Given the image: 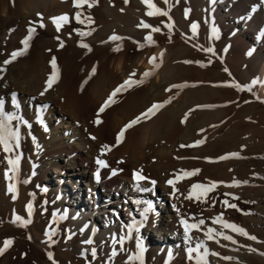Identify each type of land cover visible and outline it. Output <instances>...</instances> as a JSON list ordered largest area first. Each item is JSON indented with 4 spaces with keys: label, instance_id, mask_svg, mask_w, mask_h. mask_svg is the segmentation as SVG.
Listing matches in <instances>:
<instances>
[{
    "label": "bare ground",
    "instance_id": "6f19581e",
    "mask_svg": "<svg viewBox=\"0 0 264 264\" xmlns=\"http://www.w3.org/2000/svg\"><path fill=\"white\" fill-rule=\"evenodd\" d=\"M174 1L180 4L185 3V9L190 10L187 17H191L194 13L196 14L195 22L198 23L199 28L202 27V29L208 31L213 51L217 42L220 39L223 40L222 51L226 54V62L234 60L231 65L232 68L228 67L230 72L228 77L233 69H237V72L239 70L241 73V77L249 79L247 83L233 80L232 82L240 84L241 87L247 85L248 89L253 90L261 100H264V34H262L264 32V0ZM152 2L157 6L156 0H152ZM86 4H91L92 8L95 7L97 9L100 4L113 6L114 12L112 11L113 13L110 16L112 17L110 25L113 27V32L112 34L104 33L90 38V41L95 40L102 48L98 66L90 76L88 86L80 98L76 97V90L71 85V89L67 88L68 85L67 87H61L62 91L58 93L60 94V101L55 112L58 116H56V123L53 127H50L49 123H47L42 125V129L33 127L32 130L28 131L24 128V124H20V151L23 158V171L27 177L31 174V180L22 181L18 199L15 202L13 201V211L9 218L12 221L11 226L20 225L19 222L13 223L14 214L17 213L16 208L21 207L22 200L26 198V195H29L31 204L29 220L31 222L23 227L29 231V236L40 245L42 251L47 255L49 252L52 253V259L58 260L60 258L65 264H68L71 260H75L76 264H80L84 260L76 258L73 250L86 256L83 264H113L109 261V251L113 247L112 236L116 234L119 237L125 234L127 229L124 226L131 223L133 219L142 222V226L137 224V227H139L138 235L142 240L140 233L143 230L152 232V235H155L156 239L159 240V243H156L154 237H150L147 241L145 240V243L143 240L144 246L151 247V249L153 247V250L160 257L159 259L165 257L171 264H188V259H179L177 253L180 249L184 251L188 247L196 248L201 242V247L203 248L209 243L215 242L214 246L218 243L221 244L222 249L227 251V254H224L225 256L223 257H232L235 260L240 255L238 254L240 253L238 246L220 238L215 232L213 233L214 239L209 241V243L207 239L202 241L201 238L196 236L192 242H190L191 239L186 241L185 237H180L178 233L177 224L180 217L174 209V202L171 199L172 192H170V186L167 184L171 173L167 179L164 175L162 164H157L156 159L166 154L168 156L172 154L173 158H170L176 161V153H179V147L170 140L174 136H178L181 131L180 137H184L185 142L189 141L195 128L199 127V123H203L200 119L204 113L195 114L193 111L195 109L201 111L206 108L204 106L207 104L196 103L198 102V97L205 94V88L199 87L195 83L192 84L190 81L180 83L174 81L178 54L176 53L174 58L172 56V62L170 60V47L166 46L161 50L160 46H157L161 39L160 34L168 27H159L153 24L152 18L157 15L148 16L146 13L151 9L142 0H128L127 3H125V0H88V3L82 4L80 8L74 7V0H0V13L6 12L5 20L15 22L23 18L35 28V34L29 42L26 54L23 56L26 59L24 60L26 62L23 63V65L25 64L24 67L11 68L10 77L13 84L11 86L13 90H11L20 93L18 98L20 107L16 108L11 103V100H8L5 104V111L11 114L17 112L20 114L18 116L27 117V121L30 123L29 114L27 116L23 115L26 114L27 109L36 100V97H38L37 100H40L39 96H36L41 91V87H39L41 84L38 82L41 81L44 70H48L45 67L43 70L41 65L38 64V60H35L37 52L40 50V45L47 47L44 40L39 45L38 37L45 28L54 34H58L61 30L62 34H65L62 38L65 44L69 41L76 43L77 41L75 42L74 40H79L77 35L80 33L77 30L85 28L89 23L87 18H83V15L89 12L90 15L95 16L93 12L91 14V9ZM117 9H123L122 13H117ZM76 12L81 13V19L85 21L83 24L76 20ZM62 14H67L70 26L73 27L72 29L62 26L59 31L56 30L51 18ZM141 21L148 23L151 27L147 29L138 27ZM172 21L174 22V19ZM41 23H43L44 27L40 26ZM152 28H159L160 31L154 32ZM212 28L217 29L218 37L212 34ZM73 29H75L76 33ZM113 34L122 37V39L109 40V37ZM149 34L155 43L145 40V36ZM5 39H7V36ZM8 40L10 41V39ZM18 41V38H12L13 44L17 45ZM103 41H106V43ZM178 44L181 45L183 43ZM187 45L189 46V43ZM188 46L186 49H189ZM117 47H119V50L114 51ZM185 47H183L184 51ZM180 49L182 50L181 47ZM161 53H163L166 61L168 60L163 66L161 65V57H163ZM153 56L156 57L155 63L158 67H154L153 64L149 63L150 57ZM211 61L213 62V60ZM210 65L212 66H207L209 69L215 66V64L209 63ZM14 69H16V72L21 71L25 77H23L24 80L21 79L23 86H16L18 75ZM187 69V67L186 69L184 67V70L188 71ZM145 71H150L152 74L144 78L143 73ZM132 73H135L132 79L140 80L143 78V83L134 84L127 90L119 92L114 97L116 102L110 104L104 112L99 113L101 123H95L100 106L117 86L128 79ZM211 74L210 76L216 78L217 75L213 71ZM42 82L44 83V80ZM173 85H186L184 87H176L182 91L181 97H177V93L174 91L175 88L172 87ZM58 90L61 89L58 88ZM4 91H0V95H5ZM242 91L237 89L238 95ZM50 99L51 97L48 100ZM165 101L170 102L164 103ZM247 102L244 105H240L244 112H253L254 108L258 107V104L251 99H247ZM153 103H162L163 107L150 116V121L143 123L145 118L142 117L137 124L128 128L124 132L121 142L117 144L116 137L120 130L131 120L145 112ZM19 109L21 110L19 111ZM185 114H187V119H185ZM45 115L48 116V113ZM14 123L16 127L17 122ZM45 126L47 131H45ZM168 126L171 128L169 132V134L171 133L169 135L171 138L167 136L170 139L166 141L171 143L160 141L159 145H155L157 139L163 135L164 128ZM31 133L33 134L30 139ZM33 137L35 140H33ZM22 138L23 141L21 142ZM206 139L208 140V138ZM11 143L14 142L12 141ZM104 145H108L109 150H102ZM1 146L0 151L3 150V146ZM1 152L5 154L4 150ZM183 158L191 163L192 157L190 155H185ZM98 159H103L107 166L100 167L97 164ZM134 171L140 172L149 178L148 181H140L139 183L141 188H147L150 191H140L134 186L136 183L133 180ZM52 172L56 175L55 177L50 174ZM97 174L99 179H97ZM83 179H86L85 185L87 188L85 186L82 187L80 184ZM151 181H156V183L153 185ZM2 187L4 188V185ZM45 188L47 191L42 190ZM82 194L86 195V200L89 203L92 195H94L93 198L99 204L92 206L87 202H82L80 200V195ZM6 196L5 191L1 189V203L6 200ZM135 201L151 202L152 211L147 214L146 219L140 213L147 207V204H136ZM5 207V205L0 206L1 215L7 212ZM261 209L262 211L260 212L264 213V208ZM53 212L56 213L55 218L52 215ZM65 212L67 213L66 217L63 220L58 219ZM122 212H128L129 214H127V217L126 215L123 217ZM51 219L54 221L53 224H51ZM86 224L88 228L81 232L80 229ZM6 225V227H10L9 224ZM57 225L66 227L67 234L71 237L68 245L72 249L64 250L65 252H61L59 249L60 252L58 251L57 254H54V249L43 243L51 241L50 236H46V233L48 234V231L56 228ZM209 227L216 229L218 225L211 223L207 225L206 229L208 230ZM92 228L97 230L95 234L92 233ZM136 235L137 233L134 231L133 238L126 240V243H129L128 246L132 247L133 251L137 250L135 246ZM89 237L92 238L93 244H84L83 241ZM205 237L207 238V236ZM18 241V238L13 237L12 247L15 244L18 245ZM63 245L65 243L61 242L60 246ZM94 245L100 251L99 254L103 259L102 261L91 263L90 251ZM115 247L118 249L119 245L116 244ZM5 251L1 254L0 264H30L32 262L29 256H27L28 258L26 257L24 262L19 259L14 261L12 260L13 258H10L13 252L10 251L9 247ZM34 255L38 257L37 260L40 259L38 264H50L46 259L43 260L44 258L37 248L31 256ZM210 264L221 263L213 259Z\"/></svg>",
    "mask_w": 264,
    "mask_h": 264
},
{
    "label": "rangeland",
    "instance_id": "374dc122",
    "mask_svg": "<svg viewBox=\"0 0 264 264\" xmlns=\"http://www.w3.org/2000/svg\"><path fill=\"white\" fill-rule=\"evenodd\" d=\"M156 2H157V7H159L163 11H167L168 15L167 16L157 15L156 16L157 18L156 17L152 18L153 24L159 27L161 26L167 27L168 24L172 25L171 29L169 28L164 29L163 33L160 34L161 39L159 44H157V46L158 47L160 46L161 50H163L166 46L170 47V51H171L170 60L172 62H173V58L176 56V53L178 54L177 63L175 66L174 81L179 83L190 81V83L192 82V84L195 83L198 84L199 87L205 88L204 90L205 94L200 95L197 100L198 102L196 103L198 104L204 103L213 106V107H206L204 110L201 111L197 109L193 111L195 114L199 112H203L204 114L202 118L200 117L201 119L199 118L200 121L203 123L202 124L199 123V127L197 126L198 128L197 127L195 128V131L192 133L191 138L189 140L190 142L189 141L185 142L184 137L182 136L180 137L182 133L181 131L179 132L178 136L176 135L177 137L174 136V138L170 140L172 143L174 142L173 144L175 145L177 144L179 147V153H176V159H177L176 161H173L170 158L172 157L171 156L172 154H169V156L166 154L160 157L161 159L160 158L156 159L157 164H162L164 175L166 176V178L171 173L169 179L168 178L167 179L168 180L171 179L175 182V189H176L175 192L173 185H169L170 192H172L171 199L174 202V206H175L174 209L176 212L177 209H179V212H177L179 217L180 218L183 217L184 219H187L189 223H195L200 219H203L205 221L204 225H201L199 229H193L189 233V236L192 237L190 242H192V240H195L194 239L195 236L201 238L202 241H205L207 239L205 237L206 236L205 233L207 232L206 229L207 225L211 223L214 224L213 221L215 217L220 216L221 214H222V219L224 221L238 225L239 227L243 228L245 232L248 233V236L241 235L237 232L232 231V229L224 228L222 224L215 223L216 226L218 225V227L216 228L218 230L217 232H221L224 233L225 235H230L233 237L235 243H233L232 240H226V241L230 243L232 242V244L237 245L238 251L240 252L238 254L240 255L237 256L235 260L223 259V256L227 254L226 253L227 251L222 249L221 244L218 243L219 245L216 244L215 247L214 246L215 242L213 241L214 243L210 244L209 241L212 240L207 239L210 245L206 244L204 248L205 247H207V249L209 248L208 249L209 255L207 256V260L209 264L213 259L219 261L221 264H264V255L261 254L264 253V213L260 212L262 211L261 208H264V100H261L253 90L244 88V86H242L244 90L239 95L235 87L229 86L233 83L232 80L235 82L237 81L240 83H247L249 79L241 77L242 75L239 72V70L237 72V69H233V70L231 69L232 73L228 77V74H230L228 67H231V65L234 63V60H232L233 62L232 61L226 62V54L222 51L224 45L222 39H220L219 42H217L213 53H208L203 50L208 46L211 47L209 33L206 29H202V27H200L197 31V35L193 36L190 25L193 21H196L195 20L196 14L194 13L191 17L185 18V3L182 4L175 3L176 1L174 0H168L167 4L165 3V0H156ZM88 5L89 4H86L87 7ZM88 8L91 9V14L93 13L95 14V16L90 15L89 12H86L87 14H85L92 18L91 19L92 23H88L85 26V28L83 29L80 28L77 31L78 32L90 31L91 35L81 36L78 33L79 36L77 35V37L79 38V40L78 39L74 40L75 42L77 41L76 43L74 42L72 43L69 41L70 43L66 42L65 44L64 39H62L65 34H62L63 32H61V30L58 32V34H54L50 32V30L45 28V30L43 29V33H41L38 37L39 45L44 40V43L47 44V47L44 45L42 46L40 45V50L39 52H37L35 60L36 59L38 60L36 61L38 62V64L41 65L43 70L44 67L45 69H48L47 71L44 70L43 77L41 81L38 82L39 84L42 85V86L39 85V87H41L40 93L44 91L43 89V87L45 88L44 83L46 82L47 78L53 71L52 66L50 64V61L52 60L53 57L56 58L59 79L56 81V83L52 85L51 88L47 90V92L44 93L42 98L40 93L37 94L36 96H39L40 100H37L38 97H36V100H34L27 109L26 114L23 115V116H27L29 114L30 126L24 124V128L28 131L32 130L33 127L37 129L40 128L42 129V125H46L47 123H49L50 127H53L56 123V119H57L56 116H58L55 113L57 111V107L60 101L59 99L60 94L58 93L62 91L63 87H67L68 85L67 88L70 89L71 87L75 88L74 89L76 90L75 95L77 94L76 97L80 98L84 90L88 86L90 76L93 74L92 71L93 68L96 69L98 66L99 59L102 54V48L100 47L99 44H97L95 40L90 41V38L94 36L97 37L98 35L104 33L112 34L113 27H111L110 25L112 17L110 16L114 12V8L111 5L107 6L103 4H100V7H98V9L95 7L92 8V6L91 8L90 7ZM117 13L119 14L122 13V9H117ZM85 15H83L84 16L83 18H88ZM5 16H6V12L0 13V51H1L0 68L4 69L3 71H0V91L2 92V90H5L4 91L5 95H0V98H3L6 104L8 100H11V94L13 92L17 94V100L20 96L19 92L12 91L13 89L11 88V86L13 85L12 79L10 77L11 68L12 67L16 69L21 67L23 68L25 65V64L23 65V63L26 62L24 61L26 59H24L23 58L24 55H22L17 57L8 65H4L3 61L8 59L10 54L14 50L23 47L21 42L19 41H21L24 38V36L27 35V29L31 24L28 23L23 18L18 21L16 20L15 22L5 20L6 18ZM173 19L174 22L172 21ZM62 26L67 27L68 29L73 28L72 26H70L69 21L66 25L63 24ZM10 29L13 31H10ZM74 32L76 33V31ZM6 36L7 39H10L11 42L5 39ZM14 37L18 38L19 40L17 42V45L12 43V38ZM61 42H63V47H60ZM178 43H183V44L180 45ZM188 43L189 46L187 45ZM81 44H87L91 49V51H89L88 48L81 47ZM182 45H184L183 47L187 45L189 49H186L187 47L186 46L184 51ZM180 47L182 48V50L180 49ZM41 51L44 53H42ZM174 51L176 52L174 53ZM46 54L48 55V57ZM178 56L180 59L178 58ZM39 60L41 63L39 62ZM211 60H213V62ZM167 61L163 55V57H161V65L163 66L164 64H166ZM184 61H192V63H185ZM197 61L199 63H197ZM209 61H211L210 64H215L214 68H210L214 70H210L208 68L212 66V65L209 66ZM47 62L48 64L46 65ZM182 66H184L185 69L187 67L188 71L184 70V67ZM16 69H14L15 72ZM225 69H227V71H225ZM212 71L217 75L216 78H214V76L213 77L210 76L212 75L211 74ZM16 73L18 75V82L16 86H23L24 84L21 83V79L24 80L25 77L22 75L21 71L19 72L17 71ZM226 78L229 79L227 80ZM42 80H44V83L42 82ZM58 88L61 90H58ZM174 91L177 93V97L178 96L181 97L182 91L180 89L175 88ZM49 97H51L52 100L51 99L48 100ZM247 99H251L255 101L256 104H258V107L254 108L253 112H244L242 110V107L240 106L241 104L244 105L245 103H248ZM45 105L47 107H44ZM20 110L21 109H19V111ZM47 113L48 116L45 115ZM13 115L18 116L20 114L14 112ZM38 118L43 120V124L39 122ZM24 119L27 120V117ZM150 119L151 118L149 117V118H145V120L142 121L144 123L150 121ZM14 122L17 121L13 120L9 122L10 126L13 129L15 127ZM170 129L171 128H169V126L164 128V131L162 133L163 135H161L157 139L155 145H159V143H161L162 141L164 142L166 140L169 141V139L171 138L169 136L171 134V133L169 134ZM32 134L33 133H31L29 136L30 139L32 138ZM167 136L170 138H167ZM204 138L205 139L208 138V140L207 139L205 140ZM201 140L203 141V143L201 144L196 143L197 141H201ZM22 141L23 138L21 142ZM171 142H167V143H171ZM181 144L185 145V147H181ZM189 145L191 146L189 147ZM1 151H0V190L3 189V191H5V193L7 194V196H6V200H4L3 203H1L2 200L0 201V206L5 205L6 206L5 208H7V212L5 214H2L3 216L0 214V247H3L4 239L9 237L12 238L13 241V237H16L19 240L18 245L14 243L15 245H13L12 247L13 244L12 242L11 246H9L10 251L13 252L12 256L10 257L11 259L13 258L12 260L15 261L19 259L24 262L26 257L29 256V258L32 259L31 260L32 262L30 264H38L40 259L37 260L38 257L35 255L31 256L32 253L35 252L37 248L38 250H40L41 256L44 258L43 260L46 259L48 263L53 264V262H55V264H65L64 261L60 258H58V260H55L54 258L49 259V256L44 251L41 250L40 245L36 243V241L31 239V237L29 236V231L25 227L20 225L11 226L12 221H10L9 218L11 217V212L13 211L12 209L13 201L15 202L17 201L16 199H18V194L20 191L19 188L22 181L31 180L30 179L31 174H29L28 177L26 174L24 175V171H23L24 167L22 162L23 158L20 148L19 150L13 148V151L11 152L4 151L5 154H2ZM229 153H238V156L236 157L229 156L228 158L223 160L218 159L220 156H225ZM16 155H19L21 157L20 167H19V171L15 174V176H13V173L8 171L10 166L7 163V160L10 158H15ZM185 155L187 156L190 155L192 157L191 163L183 158ZM195 169H199V172L196 173L195 175L187 176L188 178L185 177L178 181L176 180L177 176H183V173L192 172ZM50 174L53 177L56 176L53 172ZM234 180L240 181L241 183H239L238 185H234L233 184ZM210 181H222L223 183H218L216 188L212 192H209L208 195L202 198L201 200H197L195 198L185 199V197L189 194L192 184H196V183L208 184ZM245 181L246 183H244ZM85 182L86 179H83L80 181V184L82 187L85 186L87 188ZM13 184L15 185L16 190L15 192H10L8 188L10 185ZM3 185L4 188L2 187ZM235 188L237 189L235 190ZM226 193L230 195H226ZM13 196H15V199H13ZM93 196L94 195H92L91 197L92 199H90V203L88 202V200H86L87 197L85 194L80 195V200L82 202L84 201L85 203L87 202L92 206H96L99 203L95 198H93ZM236 197H238V199H236ZM29 199L30 196L26 195V198L22 200L21 207H18V209L16 208L17 213L15 215L20 216L23 220L30 219L29 217L31 213H30V209L28 208V205L30 204ZM225 200H227L229 204H236L237 208L226 207L225 204L223 203V201ZM127 214L129 213L122 212L123 217H125V215L127 217ZM179 221L177 224L178 233L180 234V237L184 238L185 237L184 230L183 227L180 225ZM53 223L54 221L51 219V224ZM6 224H9L10 227H6L7 226ZM140 234L144 240V243L145 240L147 241L150 237H154L156 243H159V240L156 239L157 237L155 235L153 236L152 235L153 233L150 231L143 230ZM202 234H204L203 237ZM47 235L50 236L51 239V241H49L50 243L49 242L48 243L41 242V243L46 244L47 246L53 248L54 254H57L59 249L61 252H65L66 250L68 251L72 249L68 245V243L71 240V237L70 235L67 234L66 227L57 225L56 228H53L52 230L48 231ZM218 236L224 239L223 235H218ZM249 236H255L256 239L255 240L249 239ZM61 242L65 243V245L60 246ZM128 245L129 243L127 244L125 241L123 247L126 249V251L119 250L121 245H119L118 249L116 248L118 256L111 255L113 250V247H111L109 251L110 253L109 261L113 264L116 263L140 264L139 261H135V260L127 262L128 255L133 253L135 254V252L137 251V250L133 251L132 247ZM92 248H96L97 254H96V258L93 259L90 251L91 263L102 261L103 257L100 256L99 254L100 251L98 250V248L95 245L92 246ZM144 248L145 251L143 253V264H171V262H168L165 257L159 259L160 257L158 256L157 252L153 250V247L151 249V247L144 246ZM201 248L199 249V252L202 253L204 248L203 247ZM249 249H255V251H250ZM211 253H218L219 255H211ZM73 254L74 255L76 254L75 257L78 259L86 260V256L85 255L83 256V254H78L74 250H73ZM196 255L197 253H193L192 254L193 259L189 260L187 258L186 250L183 251V249H180V251L177 253V257L179 259H183V260L188 259L187 261L188 264H196L195 261ZM83 261L80 264H83ZM68 264H76V263L75 260L74 261L71 260L69 261Z\"/></svg>",
    "mask_w": 264,
    "mask_h": 264
},
{
    "label": "snow or ice",
    "instance_id": "6c2138e0",
    "mask_svg": "<svg viewBox=\"0 0 264 264\" xmlns=\"http://www.w3.org/2000/svg\"><path fill=\"white\" fill-rule=\"evenodd\" d=\"M128 0H125V3H127ZM143 3L147 4L149 6V8L151 9L150 11H148L146 14L148 16H153V15H164L167 16L168 12L167 11H163L162 9H160L159 7H157L152 0H142ZM88 3V0H74V7L76 8H80L82 4ZM165 3H168V0H165ZM89 7H91L92 5L89 4ZM123 11V9H122ZM189 9H185V18H187L188 13H189ZM39 15V14H38ZM75 18L76 20L83 24L85 21L81 19V13L80 12H76L75 14ZM52 22L55 24L56 26V30L59 31L61 26L63 24H67L68 23V16L67 14H62L60 16L57 17H52ZM88 22L92 23L91 17H88ZM41 27H44L43 23L40 24ZM138 27H143L145 29L151 27V25H149L148 23H145L143 21H141V24L138 25ZM167 27L169 29H171L172 25L168 24ZM191 31L193 36L197 35V30L199 28V25L197 22L193 21L190 25ZM10 31H13L10 29ZM75 31V29H74ZM94 31V29H93ZM152 31L154 32H158L160 31L159 28H152ZM212 34L218 37V31L215 28H212ZM35 32V28H33L31 25L28 27L27 29V35L24 36V38L21 40V44L23 45L22 48L14 50L8 59L3 61L4 65H8L10 64L13 60H15L18 56H22L24 54H26L28 47H29V42L32 39V36ZM262 34H264V32H262ZM79 35L81 36H85V35H91V32H80ZM211 38V37H210ZM59 39V38H57ZM122 39V37H119L115 34H113L112 36L109 37V40H119ZM145 40L146 41H150L152 43H155V41H153L152 36L149 34L147 36H145ZM104 43H106V41H103ZM60 47H63V42L60 43ZM81 47L84 48H88L89 51H91V49L89 48V46L87 44H81ZM119 47L115 48L114 51H118ZM205 52L208 53H213V49L211 47H207L203 49ZM163 55V53H161V56ZM156 61V57H150L149 59V63L153 64L154 67H158V65L155 63ZM185 63H192V61H184ZM211 61H209L210 63ZM197 63H199L197 61ZM50 64L52 66L53 71L51 72V74L49 75L48 79L45 82V88L44 91H42L40 93L41 96L44 95L45 92H47V90L49 88L52 87V85L54 83H56V81L59 79V75H58V69H57V64H56V58L53 57L52 60L50 61ZM3 68H0V71H3ZM93 72H95V68H93L92 70ZM225 71H227V69H225ZM152 73L150 71H145L143 73V77L146 78L148 76H150ZM135 75V73L130 74L129 78L126 79L122 84H120L119 86H117V88L107 97V99L104 101V103L100 106L99 110H98V115H97V119L95 121V123L99 124L101 123V120L99 119V113H102L105 111V109L107 107L110 106V104L115 103L116 101L114 100V97L121 91L127 90L128 88H130L131 86H133L134 84H138V83H143V78L140 80H134L132 79V77ZM186 85H173V88L176 87H184ZM231 87H235L238 90H244L240 84L233 82L231 85H229ZM248 86L245 85L244 88H247ZM170 101H165L164 103H168ZM11 103L16 107L19 108L20 104L17 100V94L15 92H13L11 94ZM44 107H47L46 105ZM163 107L162 103H153L145 112L141 113L139 116H137L135 119L131 120L128 124H126L121 130L120 132L117 134L116 137V143L119 144L121 142V138L124 135V132L132 127L133 125L137 124L140 119L143 118H149L151 115H154L155 112L157 110H159L160 108ZM204 107H213L211 105H205ZM185 119H187V114H185ZM17 121L16 127L15 129H13L10 126V121ZM39 122L41 124H43V120L39 119ZM20 124H25V125H29V122L27 120H25L23 117L21 116H16L13 115L11 113H8L5 111V101L3 98H0V145L3 146V150L5 152H11L13 151V148L19 149L20 148V139H21V135H20ZM30 126V125H29ZM45 131H47V128L45 126ZM93 139H95V137H93ZM33 140H35V138L33 137ZM12 141H14V144L11 143ZM197 144L203 143V141H197ZM191 145H189L190 147ZM181 147H185V145H181ZM102 150H109V146L108 145H104L102 146ZM229 156L232 157H236L238 156V153H229L225 156H220L218 159L223 160L228 158ZM20 159L21 157L19 155H16L15 158H10L7 160V163L9 164V169L8 171L13 173V176H15V174L19 171V167H20ZM97 164L100 167H106L107 165L105 164V161L103 159H98L97 160ZM199 172V169H195L192 172H185L183 173V176H177L176 180H180L182 178H185L187 176H191V175H195L196 173ZM115 174V173H113ZM7 175V173H6ZM97 179H99V175L97 174ZM149 178L142 175L140 172L134 171L133 172V180L136 182L134 184V186L140 190V191H150V189L147 188H141L140 187V181H146ZM27 182V181H25ZM151 183L154 185L156 183V181H151ZM167 183L169 185H173L174 187V192L176 191L175 189V182L173 180H168ZM218 183H223L222 181H210L208 184H202V183H196V184H192L189 194L185 197V199H197V200H201L202 198L206 197L208 195L209 192H212ZM239 183H241L240 181H233L234 185H238ZM246 183V181L244 182ZM8 190L10 192H15L16 188L15 185H10ZM43 191H47V189H42ZM226 195H230L228 193H226ZM13 199H15V196H13ZM57 199H59V197H57ZM236 199H238V197H236ZM136 204H141V203H146L147 207H145L140 215L142 217H144L145 219L147 218V214L152 211V204L151 202H142V201H135ZM223 203L225 204L226 207H230V208H237L236 204H229V202L227 200L223 201ZM175 207V206H174ZM28 208L31 209V204L28 205ZM177 212H179V209H177ZM30 214V213H29ZM53 217H56V213L53 212ZM67 213L65 212L64 215L59 216L58 219L63 220L66 217ZM16 222H20V226H26L28 223H30V220H23L20 216L15 215L14 214V220L13 223ZM180 225L183 227L184 230V234H185V240H190L192 239L191 236H189V233L193 230V229H199L201 225H204L205 221L203 219L198 220L195 223H189V221L187 219H184L183 217L180 218ZM214 223H218V224H222V226L224 228H229L232 229V231L237 232L241 235H245L248 236V233L245 232V230L241 227H239L238 225L229 223L227 221H224L222 219V214L220 216L215 217ZM137 224H140L142 226V222H138L135 219H133L131 221V223L127 224L124 226V228L127 229V232L125 234L120 235L119 237L116 236V234H113L112 236V242H113V250L111 255L112 256H116L117 255V249L115 247L116 244L121 245L120 247V251H126V249L123 247L124 243L126 240L132 239L133 238V232L135 231L137 233L135 240H136V249L137 251L135 252V254H130L128 255L127 259L128 261H139L140 264H143V253L145 251L144 248V244H143V240L140 238V236L138 235L139 233V227H137ZM86 228H88V225H84L83 228L80 229L81 232H83ZM54 231V230H53ZM97 230L95 228H92V233L95 234ZM123 231V229H122ZM215 232L216 235H223V238L225 240H232L233 243H235V241L233 240V237L230 235H225L224 233L221 232H216L215 229L209 227L207 232L205 233V235L207 236L208 240H212L214 239L213 233ZM47 235V233H46ZM249 239L255 240L256 237L255 236H249ZM12 239L11 238H6L3 242V247H0V254H3V252L12 244ZM84 244H93V240L91 237H89L87 240L83 241ZM202 245L198 244L196 248H192V247H188L186 249L187 251V258L189 260L193 259L192 254L193 253H197L196 257H195V261L196 264H209L208 260H207V256L209 255V250L205 247L203 252H199V249ZM250 251H255V249H249ZM96 248H92L91 250V255L93 257V259L96 258ZM262 255H264V253H261ZM211 255H219L218 253H211ZM49 259H52V253H48ZM223 259H233L232 257H223ZM53 264H55V262H53Z\"/></svg>",
    "mask_w": 264,
    "mask_h": 264
}]
</instances>
